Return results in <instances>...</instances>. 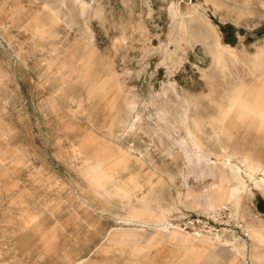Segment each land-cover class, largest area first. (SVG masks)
Segmentation results:
<instances>
[{"label":"rangeland","instance_id":"1","mask_svg":"<svg viewBox=\"0 0 264 264\" xmlns=\"http://www.w3.org/2000/svg\"><path fill=\"white\" fill-rule=\"evenodd\" d=\"M263 53L264 0H0V264L263 262L264 194L216 165L264 163V105L224 98Z\"/></svg>","mask_w":264,"mask_h":264},{"label":"bare ground","instance_id":"2","mask_svg":"<svg viewBox=\"0 0 264 264\" xmlns=\"http://www.w3.org/2000/svg\"><path fill=\"white\" fill-rule=\"evenodd\" d=\"M204 15L205 14L199 12V10H197L196 8H193L192 13H191V20L199 19L202 22V24L205 26V28L200 29L201 31L199 33L202 37H205L206 41L207 40L213 41L214 49L212 51V60L214 62L216 69L219 71H223L228 67V63L230 61L235 60V55H234L235 49L233 47L226 46L220 43V36L215 30V25H213L210 21H208V19H206ZM180 26L183 27V24L181 23ZM208 33L210 34L208 35ZM227 94L228 95L224 96V98L228 99V102H229L228 104L230 106H234V105L245 106V105H249L250 103L264 105V79H254L253 81L246 82L243 78H238L233 81L232 89ZM258 96H261V97L257 98ZM180 118L182 122L184 123L186 122L185 114H183ZM195 125H198V122H196ZM187 129H188L187 132L189 133L192 145L196 147L197 149V154L195 156L196 160L200 163L201 156L207 155L205 143L198 137L197 133L193 131V127H191L190 125H187ZM179 144L182 147H184L185 141H181ZM78 150H80V152L83 151V149H78ZM230 171H231L232 180L236 183L235 187L232 189V194L247 195L250 190L247 185L246 179L241 176L239 169L237 167H231ZM96 179L98 180V178ZM247 179L250 182H252L255 185V187L264 191V179L263 178L256 179L253 174L248 173ZM168 233L171 234L170 236L171 239L173 238V239L178 240L179 234L177 232L173 230ZM198 237H200L199 234H196L194 235V238H186L183 240L182 243L191 244L192 241H196ZM199 242H202V244H209L211 247H215L217 245H227V242L223 241L219 237L216 240H213L211 238L199 239Z\"/></svg>","mask_w":264,"mask_h":264},{"label":"crops","instance_id":"3","mask_svg":"<svg viewBox=\"0 0 264 264\" xmlns=\"http://www.w3.org/2000/svg\"><path fill=\"white\" fill-rule=\"evenodd\" d=\"M216 165H217L218 170H220L221 166H223L224 170H226L229 173V176H227L228 178L229 177L232 178V176H230V173H231L230 168L231 167H237L241 173V176L246 179L247 185H248L250 191L248 192L247 195H239V199L242 197H245V196L253 195V189L257 192L264 194V191L255 187V185L247 179L248 173L253 174L256 179H259V178L264 179V163L262 161L256 159V158H254L253 155L245 154V155H241L240 157H238L236 154H232L230 152H227V153H225L222 160H219V163H217ZM220 176H221V171H217L216 177L220 178ZM224 177H226V175ZM254 208H255V211L258 213V208H256V207H254ZM260 214L264 215V210H262V212ZM196 254L198 255L197 252H196ZM197 255L195 257L191 256V258L194 259L197 257ZM261 256H262L261 259L263 260L264 259V252L261 253ZM246 259H247L248 264H264V261L259 262V263L256 262L257 258L255 260L256 263L253 262V260L255 258H254V256H252L251 253L247 254Z\"/></svg>","mask_w":264,"mask_h":264}]
</instances>
